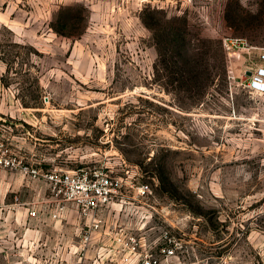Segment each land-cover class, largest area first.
<instances>
[{"label": "rangeland", "instance_id": "rangeland-1", "mask_svg": "<svg viewBox=\"0 0 264 264\" xmlns=\"http://www.w3.org/2000/svg\"><path fill=\"white\" fill-rule=\"evenodd\" d=\"M263 51L264 0H0V264H117L115 232L164 230L178 264H264ZM78 167L123 178L90 234L53 216Z\"/></svg>", "mask_w": 264, "mask_h": 264}, {"label": "built area", "instance_id": "built-area-1", "mask_svg": "<svg viewBox=\"0 0 264 264\" xmlns=\"http://www.w3.org/2000/svg\"><path fill=\"white\" fill-rule=\"evenodd\" d=\"M260 63L251 72L247 87L256 93L264 92V51L259 54ZM51 184V196L57 202L55 213L66 211L69 206L86 221L84 232H95L101 228L100 216L102 213H111L120 201V190L123 178L112 174L103 168L78 167L48 175ZM145 192L147 185L138 187ZM115 223V222H113ZM114 228L109 224L108 230ZM115 229H112L111 233ZM119 245L122 247L113 250L111 257L119 259L117 264H178L181 243L169 234L162 231L156 240L145 237L122 236L115 232Z\"/></svg>", "mask_w": 264, "mask_h": 264}]
</instances>
